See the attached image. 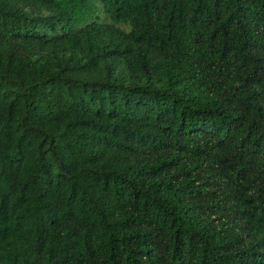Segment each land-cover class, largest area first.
<instances>
[{"label":"trees","instance_id":"1","mask_svg":"<svg viewBox=\"0 0 264 264\" xmlns=\"http://www.w3.org/2000/svg\"><path fill=\"white\" fill-rule=\"evenodd\" d=\"M0 264H264V0H0Z\"/></svg>","mask_w":264,"mask_h":264}]
</instances>
